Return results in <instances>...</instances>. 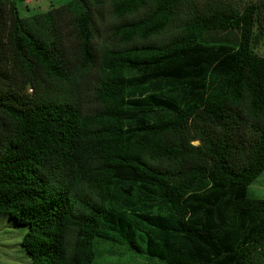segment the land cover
Returning <instances> with one entry per match:
<instances>
[{
	"label": "trees",
	"instance_id": "obj_1",
	"mask_svg": "<svg viewBox=\"0 0 264 264\" xmlns=\"http://www.w3.org/2000/svg\"><path fill=\"white\" fill-rule=\"evenodd\" d=\"M256 13L70 0L23 17L0 0V215L28 227L31 264H94L99 238L164 264H264ZM229 29L237 45L202 40Z\"/></svg>",
	"mask_w": 264,
	"mask_h": 264
},
{
	"label": "rangeland",
	"instance_id": "obj_2",
	"mask_svg": "<svg viewBox=\"0 0 264 264\" xmlns=\"http://www.w3.org/2000/svg\"><path fill=\"white\" fill-rule=\"evenodd\" d=\"M21 12L27 16L40 13L66 4L70 0H14ZM226 2L244 8L254 4L257 7L255 39L253 50L264 56V0H224ZM30 8V9H27ZM108 16L104 22H99L101 35H105ZM239 29L210 30L202 40L207 43H229L237 45L240 41ZM102 39V36L100 37ZM99 39V40H100ZM200 141H194L199 144ZM250 195L256 198H264V172L250 187ZM27 226L16 225V222L7 214L0 215V264H31V258L22 247L21 243L27 232ZM97 257L94 264H164L160 260L150 258L144 253L132 251L127 244L117 243L106 239L96 241Z\"/></svg>",
	"mask_w": 264,
	"mask_h": 264
},
{
	"label": "crops",
	"instance_id": "obj_3",
	"mask_svg": "<svg viewBox=\"0 0 264 264\" xmlns=\"http://www.w3.org/2000/svg\"><path fill=\"white\" fill-rule=\"evenodd\" d=\"M27 9H30V8L27 7ZM20 13H21V12H20ZM30 15H31V14H30ZM27 16H29V15H27ZM250 187H251V186H250ZM249 191H250V189H249Z\"/></svg>",
	"mask_w": 264,
	"mask_h": 264
}]
</instances>
